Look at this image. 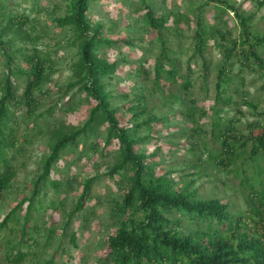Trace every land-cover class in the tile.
Returning <instances> with one entry per match:
<instances>
[{
    "label": "rangeland",
    "instance_id": "374dc122",
    "mask_svg": "<svg viewBox=\"0 0 264 264\" xmlns=\"http://www.w3.org/2000/svg\"><path fill=\"white\" fill-rule=\"evenodd\" d=\"M70 1L0 0V7L6 14L0 25H5L10 16L15 21L25 17L20 23L29 35L21 39L13 31H7L3 40L10 39L13 47L21 48V52L31 53L36 49L50 58L45 62L42 82L34 89L39 101L34 114L40 117L37 120L25 118V105L11 107L15 111L11 124L16 127V143L8 150V157L15 175L0 193V222L22 198L31 196L32 182L49 152L48 140L56 124L61 121L78 128L89 116L92 105L83 94L73 92L75 87L66 91V85L75 79L71 64L77 58L76 46L70 42L68 30L56 27L54 21V17L65 14ZM223 1L249 18L253 33L264 34V0ZM146 2L157 15L166 19L162 38L155 31L146 29L140 0L91 1L87 15L92 24H99L101 35L114 41L131 42L116 43L103 49L111 61L117 60L115 73L111 78H105L111 106L116 108L115 114L125 127L155 117L151 128L143 125L137 129L139 142L134 146V150L148 157L146 163L154 175L173 180L170 183L173 189L185 188L198 199L217 198L228 204L234 214H247V209L254 205L250 206L242 181L245 176L254 175L253 165L246 157L251 142L246 141L243 148L234 142L237 149L234 160L229 167L218 166L215 160L221 144L214 124L220 123L221 127L232 124L238 133L247 136L257 119L258 127L253 130L256 134L261 131L264 125V70L253 59L244 61L240 51L245 45L238 41L241 26L232 11H216L220 3L210 2L199 10L197 5L202 0ZM184 14L189 18L188 23L183 19ZM199 28L207 38L201 54L195 52V33ZM227 48H233V51L224 60ZM256 51L264 59V47H257ZM163 54L175 64L178 74L170 81L161 74L158 82L162 94L158 86H154V68ZM20 56L18 53L13 65L28 73ZM1 64L0 56V96ZM220 68H224L220 78L222 93L217 99ZM182 77L190 81L188 90L180 83ZM25 83L22 77L15 81L16 94L23 92ZM69 98L77 101V105L74 110L65 111L61 108ZM132 107L134 110L130 111ZM50 108L52 111L48 113ZM141 108L145 113L134 117L132 113ZM105 130L98 128L96 134L80 138L60 154L48 178L57 181L58 186L48 183L34 198L39 209H31L30 224L36 219L40 229L32 235L38 243L22 246L27 255L21 264H42L52 255V264H97L104 256V240L119 222V215L113 208L120 200L124 185L121 173L109 175L117 158V145L113 140L104 147ZM92 143L96 144L95 148L90 147ZM256 163L262 167L264 183V152L258 155ZM90 178L94 181L83 207L72 215L69 225L63 229L84 181ZM25 207L23 204L16 214H24ZM18 227L10 221L0 230V264H8L4 259V239L16 238L12 230ZM50 228L53 232L49 236L47 230ZM258 230L261 233L262 230ZM72 233L74 242L70 240Z\"/></svg>",
    "mask_w": 264,
    "mask_h": 264
},
{
    "label": "trees",
    "instance_id": "16d2710c",
    "mask_svg": "<svg viewBox=\"0 0 264 264\" xmlns=\"http://www.w3.org/2000/svg\"><path fill=\"white\" fill-rule=\"evenodd\" d=\"M9 2L10 0H4ZM92 0H71L65 14L54 17L56 27L67 29L69 39L76 46L77 58L72 62L71 68L75 79L66 85V91L80 92L84 99L91 103L89 116L81 127H74L59 122L51 130L48 140L49 152L42 160L41 171L33 183V191L29 198H22L15 204L0 222V230L6 227L8 222L13 221L19 226L13 229L16 238L4 239V259L8 264H21L25 260L27 252L22 251V246L37 244L36 233L39 226L32 219L31 209L38 210L39 205L34 204V198L39 194L42 187L51 183L54 187L58 182L49 180V175L54 164L60 158V154L67 148L77 143L80 138H87L90 134H96L98 128H105V144L111 141L117 145L116 161L109 170V175L121 173L124 181L120 200L113 208L119 215V222L113 232L104 240V256L97 264H264V183L262 180V167L257 165L258 155L264 152V125L257 134L254 128L258 127V120L251 124L247 136L238 133L232 124L221 127L220 123L214 124L220 139L221 150L216 153L218 157L215 163L223 168L229 167L234 160L237 149L234 142L243 148L246 141L251 142V148L246 157L254 168V175L243 178V192L250 200L252 208L248 213L234 214L228 208V204L217 198L198 199L193 192H187L185 188L173 189V180L166 176H156L152 168L146 163L148 159L144 154L134 150L139 142L136 136L137 129L146 125L151 128L155 117L143 119V122H134L131 126L120 123L116 108L109 101L111 94L105 90V78H111L117 69V60L106 57L104 48L113 44L129 40H110L100 33L98 23L92 24L87 13L91 8ZM197 9H202L210 2L220 3L216 11H232L241 26V39L239 43L245 45L241 48L244 61L253 59L264 70V59L256 51L257 47H264V34L253 33L250 29L249 18L243 16L238 8L223 0H202ZM144 11V23L148 30L156 32L162 38L165 29V17L157 15L146 0H140ZM222 5V6H221ZM5 12L0 7V22L6 19ZM7 17V23L0 25V56L2 60V84L0 96V193L9 185L15 175L12 166H9L8 150L15 146V130L11 119L15 116L14 106L27 107L25 118H35L40 115L34 114L38 106V98L34 89L42 82L46 70L45 62L50 58L48 54L33 50L31 53L21 52V48H14L11 40H3L7 31L25 39L29 35L22 28L20 21ZM185 22H189L187 15H183ZM198 22V20H197ZM196 22V23H197ZM195 52H203L207 38L201 28L195 33ZM233 47L236 41H233ZM14 48V49H13ZM233 48L225 50V59L229 58ZM164 52V44L162 46ZM20 53L22 65L27 67L28 73L15 68L13 65L16 56ZM223 69L218 70L216 82V98L220 99L221 77ZM154 86L161 90L158 79L164 73L166 81L175 80L177 70L175 64L163 54L155 64ZM264 72V71H263ZM264 75V74H263ZM22 77L26 81L23 92L16 94L15 81ZM190 81L182 77V86L185 90L190 87ZM66 92V93H67ZM77 101L69 98L62 108L65 111L74 110ZM133 111L134 108H130ZM49 109L48 113H51ZM145 113V109L134 111V117ZM44 114H41L43 117ZM35 121V120H34ZM32 121V123H34ZM44 126V125H43ZM92 143L90 147L95 148ZM245 158V157H244ZM246 159V158H245ZM94 178L84 181L75 206L67 214L63 229L70 223L72 215L83 207L87 199L90 185ZM26 205L25 213L17 215L16 212ZM230 209V210H229ZM182 226L185 231H181ZM261 229V233L258 232ZM63 231V230H62ZM49 236L53 229L47 230ZM75 241L74 233L70 236ZM54 263V255L42 264Z\"/></svg>",
    "mask_w": 264,
    "mask_h": 264
}]
</instances>
